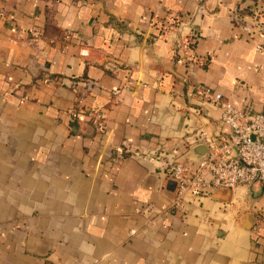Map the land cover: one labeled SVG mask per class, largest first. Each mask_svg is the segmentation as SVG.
<instances>
[{"label":"crops","instance_id":"crops-1","mask_svg":"<svg viewBox=\"0 0 264 264\" xmlns=\"http://www.w3.org/2000/svg\"><path fill=\"white\" fill-rule=\"evenodd\" d=\"M195 86L261 109L264 0H0V264H264V185L172 207Z\"/></svg>","mask_w":264,"mask_h":264},{"label":"built area","instance_id":"built-area-1","mask_svg":"<svg viewBox=\"0 0 264 264\" xmlns=\"http://www.w3.org/2000/svg\"><path fill=\"white\" fill-rule=\"evenodd\" d=\"M38 37L37 33H32L33 40ZM192 42L190 39L187 44ZM260 49L259 45L256 46L257 51ZM190 57L195 58L193 55ZM86 86L89 87L90 83H86ZM193 92L219 108L220 122L228 127L229 134L221 140L208 134L205 129H199L192 143L206 147L204 157L163 162L166 178L174 184V208L180 206L187 195H202L209 189L264 185V101L261 109L254 111L251 106L236 108L220 92L208 87L195 86ZM67 113L71 118L79 119L84 115L82 102L78 100ZM88 116L96 130L103 132L102 112L89 113ZM116 154L122 155V149L117 150Z\"/></svg>","mask_w":264,"mask_h":264},{"label":"water","instance_id":"water-1","mask_svg":"<svg viewBox=\"0 0 264 264\" xmlns=\"http://www.w3.org/2000/svg\"><path fill=\"white\" fill-rule=\"evenodd\" d=\"M206 154V147L203 144H197L192 147L184 156V161L188 159H200Z\"/></svg>","mask_w":264,"mask_h":264}]
</instances>
